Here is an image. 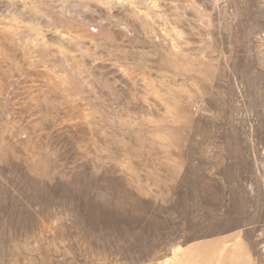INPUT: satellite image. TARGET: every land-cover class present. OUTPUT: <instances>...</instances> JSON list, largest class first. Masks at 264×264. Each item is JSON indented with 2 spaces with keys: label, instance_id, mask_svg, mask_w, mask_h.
I'll return each instance as SVG.
<instances>
[{
  "label": "rangeland",
  "instance_id": "obj_1",
  "mask_svg": "<svg viewBox=\"0 0 264 264\" xmlns=\"http://www.w3.org/2000/svg\"><path fill=\"white\" fill-rule=\"evenodd\" d=\"M0 264H264V0H0Z\"/></svg>",
  "mask_w": 264,
  "mask_h": 264
}]
</instances>
